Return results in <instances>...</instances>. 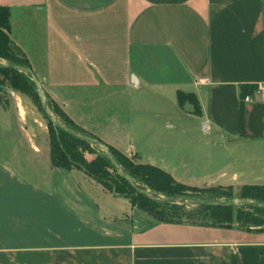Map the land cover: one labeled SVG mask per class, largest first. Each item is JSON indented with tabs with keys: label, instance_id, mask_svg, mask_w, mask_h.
<instances>
[{
	"label": "crops",
	"instance_id": "1",
	"mask_svg": "<svg viewBox=\"0 0 264 264\" xmlns=\"http://www.w3.org/2000/svg\"><path fill=\"white\" fill-rule=\"evenodd\" d=\"M0 6L48 98L82 127L188 184H264L248 181L264 177V90L240 121L241 85L264 83V0ZM11 110L0 100V264H264V230L157 221L84 170L53 165L49 147L25 145ZM199 130L206 147L186 148ZM214 150L222 172L194 182ZM189 165L192 180L178 175Z\"/></svg>",
	"mask_w": 264,
	"mask_h": 264
},
{
	"label": "trees",
	"instance_id": "2",
	"mask_svg": "<svg viewBox=\"0 0 264 264\" xmlns=\"http://www.w3.org/2000/svg\"><path fill=\"white\" fill-rule=\"evenodd\" d=\"M9 22V9L0 6V57L9 63L30 65L27 58L24 57L22 53L13 50L8 33L10 27ZM0 83L11 87L13 90L17 89L22 92H31L36 100H38L41 107L39 97L35 91V84L29 75L14 69L0 68ZM256 88L257 85L255 84L241 85V124L243 123L244 97L246 94L253 93ZM179 98L180 100L185 98L192 100L196 106V111H200L198 101L193 94L179 93ZM50 103L53 105L56 115L64 124L79 132L86 134L90 133L83 127L76 125L74 120L69 117L67 113L62 111L58 105H55L51 101ZM48 126L50 131V156L53 165L65 169H84L90 177L101 183L109 191L126 194L131 204L149 210V216L157 221L193 222L206 225L224 227L239 226L246 229L264 230V208L253 206L244 208L194 205L193 209H189L188 207L190 205L158 202L143 194L137 193L133 186L117 172L107 156L98 155L95 160L91 162L88 161L85 159L82 152H80L79 147L82 150H88L92 145L53 126L49 120ZM89 135L92 136V134ZM109 147L119 163L128 171L134 180L137 183L142 182L148 185L153 191L168 195L184 193L191 194L192 196L197 193L201 194L205 192L210 199H216L215 197H217L213 196L207 188H198L176 181L173 176L163 168L150 163L135 164L123 152L111 145H109ZM110 169H112L113 172H111ZM241 196L264 201V184H245L242 187ZM235 211L236 215L234 216ZM234 220L236 223L233 222Z\"/></svg>",
	"mask_w": 264,
	"mask_h": 264
},
{
	"label": "rangeland",
	"instance_id": "3",
	"mask_svg": "<svg viewBox=\"0 0 264 264\" xmlns=\"http://www.w3.org/2000/svg\"><path fill=\"white\" fill-rule=\"evenodd\" d=\"M10 40H11V37H10ZM12 47H13L14 51L18 52V50L16 49V47L13 44H12ZM0 61L6 62V60L1 58V57H0ZM15 91L18 94L17 98L12 97L8 92L0 90V100L2 101L4 106H6V105L7 106L8 105L11 106L12 113L17 114L18 117L20 116L19 112L22 114V116H23L22 122H23L24 127H25V134H24L25 135V141H24V144L25 145H34L35 144V145H40L41 147H49L50 154H51L50 131H49V126H48V120L45 117V114L42 111L38 100H36V98L32 95L31 92H22L21 90H17V89H15ZM50 101L53 102L55 105H58V107L62 111H64L65 113H67L69 115V117H71L70 114L67 112V110L64 108V105H62V103H58L53 98L50 97V98H48V104L52 108L53 111H54V107L50 103ZM74 122L79 127H82V125L79 122H77L75 120H74ZM185 123H186L187 127H190V130H193V128H191L192 126L189 124L188 121H186ZM84 129L87 130V132H90L89 134H92V136H98L99 138H101L108 145H111V146L115 147L116 149H118L119 151L123 152L133 163H135V164L149 163V162H146V161L142 160V158L140 156H138L136 154H133L129 150H126L121 144L114 143L113 139H111V138L109 139V137H101V136L97 135L93 131H90V130H88L86 128H84ZM191 135H192V133H190V134L186 133L185 134V146H186V148H192L195 145H198V147L200 149H204V146L206 147V145L202 141H200V139H202V140L208 139V136H209L208 134H206L203 131L199 130L198 133H195V135H194L195 137L193 139L191 138ZM207 147H210L211 150L215 149V146H207ZM79 150H80V152H82V154L84 155L85 159H87L90 162L95 160L98 155H105L104 152L99 147H97L96 145H92L91 148L88 149V150H82L79 147ZM189 155H191V154L187 153V152L185 153V157H188ZM223 155H222L220 150H216V151L214 150L213 154H211L210 159H208L206 161V162L210 163V169L208 171H206L205 176L203 175V176L200 177V175H199V177L197 179H195L197 181H194V182H202V180H205L206 177H210V176H214V175L216 176L220 172H222L220 167H216L217 165H215L212 162L217 160V158H222ZM172 158H174L173 160H175V156H172ZM152 165H154V164H152ZM155 166H157V165H155ZM82 170H84V169H82ZM164 170L167 171L168 173H170L173 176V178L176 181H178V182H181L183 184L190 185V186H196L198 188H207L210 191V193H212L213 196H217V197H215L216 199H235V198L242 197L241 196V190H242V187L244 185H241V184H237V185H228V184L195 185V184H188V183H185L183 181L178 180L168 170H166V169H164ZM110 171L113 172L112 169H110ZM194 172L195 171H194V169H192V165H189L188 168H186L184 170H181L178 173V175L182 176L186 180H192L191 177L194 176L193 175ZM254 172L257 173L258 171L255 170ZM257 178H258L257 175H254V177L251 176L248 179V181L256 182V183H263L264 182V177H260L258 179ZM138 184L141 187L145 188V189H150V187H148V185H146V184H144L142 182H138ZM111 192H113L115 195L126 197L128 199V202L130 203L132 208H135L137 211H139L141 213H144V214H146L148 216L150 215L149 210H145V209L140 208L137 205L131 204L130 199L126 196V194L116 193L114 191H111ZM228 194H230V195H228ZM194 196L195 197L196 196H200V198H210L205 192H202L201 194L197 193ZM111 197H115V196L113 195ZM115 199L119 200L120 198H115ZM111 201L113 202L115 200H111ZM119 201H115V202L119 203ZM188 208L189 209H193L194 205H190ZM244 208H245V206H244ZM235 215H236V211L234 213V216ZM233 222L236 223L235 220Z\"/></svg>",
	"mask_w": 264,
	"mask_h": 264
},
{
	"label": "water",
	"instance_id": "4",
	"mask_svg": "<svg viewBox=\"0 0 264 264\" xmlns=\"http://www.w3.org/2000/svg\"><path fill=\"white\" fill-rule=\"evenodd\" d=\"M0 68L14 69L29 75L35 84V90L39 97L42 110L46 115L47 119L51 122V124L67 132L68 134L89 143L90 145H96L97 147H99L107 156V158L110 160V162L113 164L117 172L133 186V188L136 190L137 193L143 194L154 201L164 202V203H180L186 205H210V206H222V207L253 206V207L264 208V201L249 197H239L235 199H210V198L195 197L190 194H184V193L168 195L158 191H153L141 187L134 180V178L128 173V171H126L124 167L119 163V161L116 159L115 155L112 153L107 143H105L98 137L79 132L69 127L58 118L56 113L52 110V108L48 104V97L43 87L41 79L37 76V74L34 72V70L31 68L30 65L0 61ZM0 90L8 92L12 96H16V91L7 85L0 83Z\"/></svg>",
	"mask_w": 264,
	"mask_h": 264
},
{
	"label": "built area",
	"instance_id": "5",
	"mask_svg": "<svg viewBox=\"0 0 264 264\" xmlns=\"http://www.w3.org/2000/svg\"><path fill=\"white\" fill-rule=\"evenodd\" d=\"M261 90H264V83H261L254 94H246L245 97H244V101L247 102V101H252L254 99V95L259 93Z\"/></svg>",
	"mask_w": 264,
	"mask_h": 264
}]
</instances>
